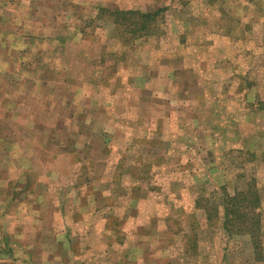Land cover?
Instances as JSON below:
<instances>
[{
  "label": "rangeland",
  "instance_id": "rangeland-1",
  "mask_svg": "<svg viewBox=\"0 0 264 264\" xmlns=\"http://www.w3.org/2000/svg\"><path fill=\"white\" fill-rule=\"evenodd\" d=\"M0 17V59L5 58L0 65L5 132L0 136L6 138V128L11 134L19 129L10 145L12 155L0 158V192L7 179L14 182L26 168L21 161L24 124L46 126L48 140L54 135L49 126L63 121L68 127L65 113L49 114L54 100L46 97L40 104L41 88L47 84L44 91L54 94V78L60 77L63 102L81 114L74 123L116 129L121 114L109 123L99 114L113 104L129 110L123 115L131 126L158 131L154 120L163 121L160 133L152 131L159 140L149 153L165 158L171 136L186 138L188 131L193 132L191 142L205 145L208 172L203 174L192 161L177 173L185 190L173 204L181 203L188 213L175 217V226L165 224L176 232L162 250L167 256L162 264H264V0H0ZM28 34L35 37L29 47ZM38 34L41 43L35 41ZM23 64L28 65L24 70ZM39 74L46 80H39ZM73 78L85 86L67 88ZM132 93L136 102L130 116ZM61 140L65 144L69 134L64 132ZM66 151L70 149L64 147ZM88 151L81 150V159ZM63 161L77 165L68 156ZM97 166L93 171L101 176L105 167ZM165 183L157 185L164 193ZM237 192L258 198L248 220L251 225L259 219L253 226L257 233L252 227L246 232L234 227L228 236L222 229L223 200ZM6 199L0 196V212ZM17 199L22 206L23 198ZM78 232L76 240L85 239L86 231ZM252 236L260 242L259 258ZM70 247V255L82 251ZM96 251L102 259L98 264H117V251L107 256L103 246Z\"/></svg>",
  "mask_w": 264,
  "mask_h": 264
},
{
  "label": "crops",
  "instance_id": "crops-1",
  "mask_svg": "<svg viewBox=\"0 0 264 264\" xmlns=\"http://www.w3.org/2000/svg\"><path fill=\"white\" fill-rule=\"evenodd\" d=\"M3 23L0 17V35L4 32ZM37 37L35 41L41 43V36ZM27 38L29 47L35 37L28 34ZM4 60L0 59V65ZM27 66L23 64L22 69ZM37 69L33 68L36 72ZM39 76V80H46ZM54 79V94L44 91L47 84L43 86L40 104L47 102L46 97L48 101L54 100L55 106H50L49 114L62 117L65 113L69 125L64 126L62 121L49 126L48 131L54 133L49 140L45 135L46 126L24 124L22 127L26 131L24 147L28 150L23 151L21 161L26 168L14 182L7 179L6 188L0 192V196L7 198L0 212V264H74L76 260L98 264L102 260L96 257L99 246H103L106 256L117 251V264H162L167 258L162 250L176 232L165 224L175 226V217L188 213L181 203L173 204L185 190L177 173L194 161L206 174L208 160L202 153L205 145L191 142L189 134L193 132L188 131L186 138L183 134L171 136L165 158L153 150L149 153L148 149L157 148L159 140L151 136L152 131L160 133L163 121L154 120L158 131L137 124L131 126L132 121L126 123L123 115L129 110H117L113 104L104 107L105 111L101 109L99 114L103 123L116 121L117 113L121 114L116 129L103 125L98 130L85 123H74L81 114L63 102L62 78ZM80 85L85 83H79L77 78L66 83L69 89H80ZM135 95L132 93L127 101L130 116L134 113ZM3 126L0 124V134L5 132ZM180 127H176L178 133ZM18 130L12 136L6 128V138L0 136L1 159L12 155L10 145L16 142ZM97 130L100 137L95 136ZM64 132L70 138L65 144L61 140ZM201 135L198 138L205 140L206 136ZM64 147L70 151L64 153ZM86 148L89 153L81 159V150ZM63 156L70 157L77 165H63ZM98 164L105 167L101 176L93 171ZM211 171L216 172L217 168ZM158 181H166V193L158 189ZM19 196L23 198L22 206L18 203ZM78 230L86 231L85 239L76 240ZM70 246L80 247L82 251L70 255Z\"/></svg>",
  "mask_w": 264,
  "mask_h": 264
},
{
  "label": "trees",
  "instance_id": "trees-1",
  "mask_svg": "<svg viewBox=\"0 0 264 264\" xmlns=\"http://www.w3.org/2000/svg\"><path fill=\"white\" fill-rule=\"evenodd\" d=\"M151 17V16H147ZM253 188V187H252ZM238 193V194H237ZM234 194V196H225L223 200V221H222V229L227 233L228 236L234 227H238L239 229H243V231H249V229L255 230L254 233H257L259 228L256 225L260 223L259 219L257 221L253 220L251 225L248 223V220L251 219L250 215V206H254L255 208L258 206V198L254 194H249V193H240L237 192ZM241 198V199H239ZM251 198V200H249ZM199 203V202H198ZM238 203L245 205H237ZM196 206L200 207L201 206L196 202ZM203 209H206V206H202ZM238 222H242V224H237ZM234 224V225H233ZM255 227L253 228V226ZM251 231V230H250ZM252 233V232H250ZM252 246L254 249V254L256 253L257 258H259V252L258 248L260 247V242H258L257 238L255 236H252Z\"/></svg>",
  "mask_w": 264,
  "mask_h": 264
}]
</instances>
